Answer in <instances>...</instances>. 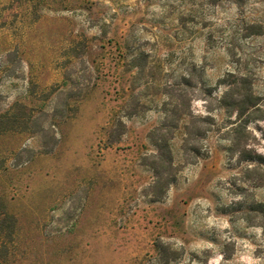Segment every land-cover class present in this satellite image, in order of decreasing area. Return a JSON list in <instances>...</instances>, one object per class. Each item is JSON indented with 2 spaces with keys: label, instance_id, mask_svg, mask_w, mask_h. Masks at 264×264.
Returning a JSON list of instances; mask_svg holds the SVG:
<instances>
[{
  "label": "rangeland",
  "instance_id": "1",
  "mask_svg": "<svg viewBox=\"0 0 264 264\" xmlns=\"http://www.w3.org/2000/svg\"><path fill=\"white\" fill-rule=\"evenodd\" d=\"M3 115L0 264H264V0H0Z\"/></svg>",
  "mask_w": 264,
  "mask_h": 264
},
{
  "label": "trees",
  "instance_id": "2",
  "mask_svg": "<svg viewBox=\"0 0 264 264\" xmlns=\"http://www.w3.org/2000/svg\"><path fill=\"white\" fill-rule=\"evenodd\" d=\"M4 117H5V115L1 116L0 121H2ZM160 147H161V153L159 154V158H160L161 162L168 164V165H171L172 159H171V154H169V145H167V143H165L164 145H161ZM5 225L6 224H5L4 220H0V229H4Z\"/></svg>",
  "mask_w": 264,
  "mask_h": 264
}]
</instances>
